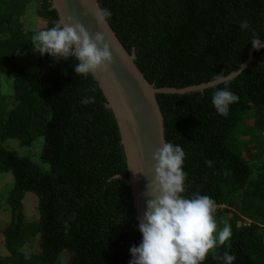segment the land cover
Returning <instances> with one entry per match:
<instances>
[{
  "label": "trees",
  "instance_id": "trees-1",
  "mask_svg": "<svg viewBox=\"0 0 264 264\" xmlns=\"http://www.w3.org/2000/svg\"><path fill=\"white\" fill-rule=\"evenodd\" d=\"M33 1L0 0V175L14 181L0 199V212L6 200L10 213L0 226L6 252L0 264H62L64 254L63 264H129L141 235L130 189L118 178L128 171L116 121L93 77L75 73V56H41L34 47L32 36L59 21L51 0H37L45 26L26 32L21 19ZM97 3L111 10L110 28L156 89L199 86L236 72L252 37L264 40V0ZM242 20L248 30L241 31ZM252 57L230 82L239 100L227 116L211 103L214 88L156 95L165 141L186 153L183 195L211 197L218 230L231 228L230 240L202 264H222L217 257L225 252L234 264H264V47ZM86 97L95 102L82 104ZM9 139L29 147L42 139L40 154L9 150ZM26 193L38 201L33 222H25ZM36 238L38 251L26 258L25 246Z\"/></svg>",
  "mask_w": 264,
  "mask_h": 264
},
{
  "label": "clouds",
  "instance_id": "clouds-1",
  "mask_svg": "<svg viewBox=\"0 0 264 264\" xmlns=\"http://www.w3.org/2000/svg\"><path fill=\"white\" fill-rule=\"evenodd\" d=\"M100 26L108 23L110 9L97 5L92 12ZM241 31L250 28L246 20L239 24ZM34 47L41 56L56 58L75 56L77 75L88 76L112 64V54L107 45L101 47L103 36L91 37L79 23L75 25L56 22L55 26L39 31L32 36ZM254 50L264 47V40L253 36ZM246 66L239 63L236 72L215 75L205 87L216 89L211 103L221 116L229 114L230 106L239 97L230 90V82L241 74ZM223 85V87H220ZM82 104L94 103L95 98H83ZM186 153L177 144L161 140L160 147L152 156L154 176L148 185L150 199L142 222L138 224L141 241L129 249V264H202L210 251L230 240V225L218 230L214 219L215 201L207 195L196 194L191 198L183 195L186 172L183 169ZM209 165L211 161L208 162ZM217 259L222 264H234L236 257L225 252Z\"/></svg>",
  "mask_w": 264,
  "mask_h": 264
},
{
  "label": "water",
  "instance_id": "water-1",
  "mask_svg": "<svg viewBox=\"0 0 264 264\" xmlns=\"http://www.w3.org/2000/svg\"><path fill=\"white\" fill-rule=\"evenodd\" d=\"M51 3L59 22L79 23L91 37L102 35L100 46L107 45L112 54V64L108 69H100L90 75L106 99V107L112 111L119 130L128 178H118L130 189L138 230L146 204L152 199L148 187L154 176L152 156L160 147L161 140L165 141L164 121L156 95L202 92L210 87L201 84L183 89H156L135 65L134 52L129 55L125 51L109 24H97L92 14L98 5L97 0H51ZM253 51L243 65L247 66L253 60Z\"/></svg>",
  "mask_w": 264,
  "mask_h": 264
},
{
  "label": "rangeland",
  "instance_id": "rangeland-1",
  "mask_svg": "<svg viewBox=\"0 0 264 264\" xmlns=\"http://www.w3.org/2000/svg\"><path fill=\"white\" fill-rule=\"evenodd\" d=\"M39 7H40V3L37 0L31 2L26 7L24 16L21 19L22 23L24 24V28L26 32L36 31L39 28H43L42 27L43 25L45 26V21L40 19L36 14V11L39 9ZM31 59H32V62L36 61V55L35 56L33 55ZM261 142L263 143L262 149L264 150V134L262 136ZM4 146L9 150L11 149V150L17 151L20 155H23V154L31 155V153L33 155L35 154L37 155L38 150L40 154V150L42 146V139H37L34 145L30 147L22 145L20 141L16 139L15 140L9 139L4 144ZM33 147L35 148L37 147V149H34ZM33 160L35 161L36 159H33ZM261 160L264 161V154L261 157ZM42 168L47 169V166L46 165L42 166ZM13 182H14L13 177L10 173H5V174L0 175V199H3V197H6L8 191H10L13 188ZM22 204H23V210H24V215H25V222H33L34 220H36L38 218V214H37L38 201H37L36 196H34L31 193H26ZM7 209L8 208L6 205V200L5 201L2 200V210L0 212V226L2 229H4L7 226L10 220V213L7 211ZM38 241L39 239L36 238L33 240V242L25 246L24 255L26 258H28L29 256H31L32 254L38 251V243H39ZM3 243H4V238L1 235L0 236V255L2 256L6 254L3 248ZM67 258H68V255L64 254L62 258V264L64 261L67 260Z\"/></svg>",
  "mask_w": 264,
  "mask_h": 264
}]
</instances>
